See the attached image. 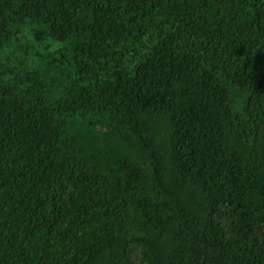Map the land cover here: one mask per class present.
<instances>
[{"label":"trees","instance_id":"1","mask_svg":"<svg viewBox=\"0 0 264 264\" xmlns=\"http://www.w3.org/2000/svg\"><path fill=\"white\" fill-rule=\"evenodd\" d=\"M0 264H264V0H0Z\"/></svg>","mask_w":264,"mask_h":264}]
</instances>
